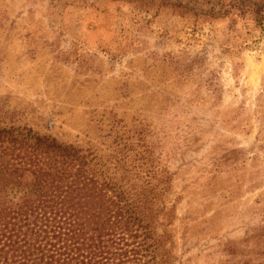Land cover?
Wrapping results in <instances>:
<instances>
[{"label": "rangeland", "instance_id": "rangeland-1", "mask_svg": "<svg viewBox=\"0 0 264 264\" xmlns=\"http://www.w3.org/2000/svg\"><path fill=\"white\" fill-rule=\"evenodd\" d=\"M155 1L0 0L3 124L102 155L150 133L175 264H264V0Z\"/></svg>", "mask_w": 264, "mask_h": 264}, {"label": "trees", "instance_id": "trees-1", "mask_svg": "<svg viewBox=\"0 0 264 264\" xmlns=\"http://www.w3.org/2000/svg\"><path fill=\"white\" fill-rule=\"evenodd\" d=\"M169 1L157 10L179 8ZM213 9L211 18L227 15ZM2 120L0 264H175L172 180L150 133L118 136L102 155Z\"/></svg>", "mask_w": 264, "mask_h": 264}]
</instances>
